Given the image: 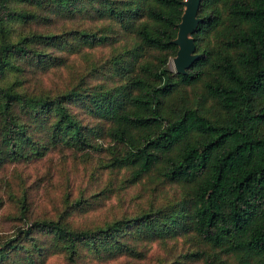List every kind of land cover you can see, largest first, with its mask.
<instances>
[{
	"label": "trees",
	"instance_id": "obj_1",
	"mask_svg": "<svg viewBox=\"0 0 264 264\" xmlns=\"http://www.w3.org/2000/svg\"><path fill=\"white\" fill-rule=\"evenodd\" d=\"M184 1L0 0V189L58 155L67 187L42 218L11 190L0 264L142 261L154 243L161 264H264V0H202L180 75Z\"/></svg>",
	"mask_w": 264,
	"mask_h": 264
},
{
	"label": "rangeland",
	"instance_id": "obj_2",
	"mask_svg": "<svg viewBox=\"0 0 264 264\" xmlns=\"http://www.w3.org/2000/svg\"><path fill=\"white\" fill-rule=\"evenodd\" d=\"M169 68L172 72L176 73V69L174 67L173 59L170 62ZM60 159H62L61 155L55 156L54 165L51 166L49 163L33 165L30 168L23 169L19 168L17 172H13V168L9 167L4 173V180L6 185L0 189V195L4 197L6 202V210L0 213V223L3 220L8 218V213L12 208L11 200L9 198V194L11 190L16 194H20V191L25 190V188L29 189V192L32 193L33 199L35 198L34 209L37 218H42L46 215H53L57 210H64L62 205V196L65 194V177L59 176L58 172L61 170L63 172L64 164L60 163ZM37 179L41 180L39 186H32ZM8 183L12 184L11 188H8ZM85 183V177H79L73 183L72 187H75L76 193L80 190V187H83ZM54 185V186H53ZM50 186H53L51 188ZM38 188V189H37ZM37 189V190H36ZM34 190V192H33ZM34 199V200H35ZM115 208H112V207ZM133 207L132 204L124 206V208ZM116 208H118L117 201L113 200L112 202H108L105 207L100 208L96 211V216L105 217L108 212L111 210L113 214ZM96 216L84 217L82 214L76 213L73 215L72 219L80 220L79 223H86L90 220L97 219ZM13 232V231H12ZM10 232L9 234H11ZM150 242H144L145 245H148ZM149 250L147 258L142 261L133 260L124 258L122 260L110 263V264H161L160 260L162 259L164 252L158 247L156 243L149 244L147 246ZM61 259L59 258H51L48 263L49 264H61ZM81 264H98L96 261L85 260Z\"/></svg>",
	"mask_w": 264,
	"mask_h": 264
},
{
	"label": "water",
	"instance_id": "obj_3",
	"mask_svg": "<svg viewBox=\"0 0 264 264\" xmlns=\"http://www.w3.org/2000/svg\"><path fill=\"white\" fill-rule=\"evenodd\" d=\"M202 0H185L182 21L178 25V36L173 44L178 47L177 56L173 59L176 73L187 75L188 70L197 62L200 55L196 53L194 35L198 29L201 19L198 17Z\"/></svg>",
	"mask_w": 264,
	"mask_h": 264
}]
</instances>
